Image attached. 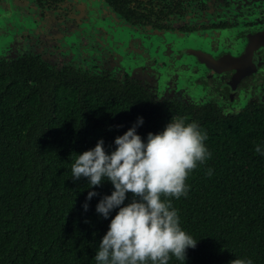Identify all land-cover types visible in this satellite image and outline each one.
I'll return each instance as SVG.
<instances>
[{
    "label": "trees",
    "instance_id": "1",
    "mask_svg": "<svg viewBox=\"0 0 264 264\" xmlns=\"http://www.w3.org/2000/svg\"><path fill=\"white\" fill-rule=\"evenodd\" d=\"M113 103L124 113L113 111ZM140 114L153 118L137 127L142 138L172 118L194 121L207 133L211 152L189 173L187 195L167 197L181 227L198 241L185 261L171 257L168 264L236 258L264 264V156L255 151L264 146V107L230 117L206 108L190 116L176 105L152 104L142 92L106 91L80 72L30 60L0 63V264H96L118 211L105 219L96 205L113 185L89 188L87 178L72 179L71 165L100 139L107 152L114 150L115 138ZM89 191L97 195L86 201ZM132 198L128 193L125 204Z\"/></svg>",
    "mask_w": 264,
    "mask_h": 264
},
{
    "label": "flooded vegetation",
    "instance_id": "2",
    "mask_svg": "<svg viewBox=\"0 0 264 264\" xmlns=\"http://www.w3.org/2000/svg\"><path fill=\"white\" fill-rule=\"evenodd\" d=\"M230 117L264 107V0H0V63Z\"/></svg>",
    "mask_w": 264,
    "mask_h": 264
},
{
    "label": "clouds",
    "instance_id": "3",
    "mask_svg": "<svg viewBox=\"0 0 264 264\" xmlns=\"http://www.w3.org/2000/svg\"><path fill=\"white\" fill-rule=\"evenodd\" d=\"M142 124L143 117H138L117 136L114 150L107 152L100 139L77 154L71 165L72 179L87 178L89 188L104 181L113 185L111 194L96 205V212L105 219L118 209L99 243L96 264H168L171 257L185 261L187 249L198 243L181 227L178 210L167 197L186 196L189 173L211 158L204 143L207 133L194 121L172 118L162 131L142 138L137 132ZM255 151L264 156V146L257 144ZM207 174L212 175V169ZM128 193L133 198L125 204ZM96 195L89 191L86 201ZM231 264L253 261L236 258Z\"/></svg>",
    "mask_w": 264,
    "mask_h": 264
},
{
    "label": "rangeland",
    "instance_id": "4",
    "mask_svg": "<svg viewBox=\"0 0 264 264\" xmlns=\"http://www.w3.org/2000/svg\"><path fill=\"white\" fill-rule=\"evenodd\" d=\"M110 108L113 111H115L117 114H123L124 113V110H125L120 105L114 104V103L110 105ZM139 117H143V125H149L153 121V118H151V117H149L147 115L140 114Z\"/></svg>",
    "mask_w": 264,
    "mask_h": 264
}]
</instances>
